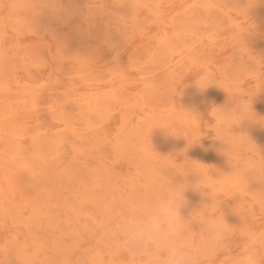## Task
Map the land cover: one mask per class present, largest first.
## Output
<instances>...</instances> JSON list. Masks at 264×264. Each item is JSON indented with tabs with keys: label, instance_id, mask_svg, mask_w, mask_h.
<instances>
[{
	"label": "rangeland",
	"instance_id": "obj_1",
	"mask_svg": "<svg viewBox=\"0 0 264 264\" xmlns=\"http://www.w3.org/2000/svg\"><path fill=\"white\" fill-rule=\"evenodd\" d=\"M182 182L195 264H264V0H0V264H158Z\"/></svg>",
	"mask_w": 264,
	"mask_h": 264
},
{
	"label": "clouds",
	"instance_id": "obj_2",
	"mask_svg": "<svg viewBox=\"0 0 264 264\" xmlns=\"http://www.w3.org/2000/svg\"><path fill=\"white\" fill-rule=\"evenodd\" d=\"M207 81H199L201 87H206ZM188 164L184 170H189ZM183 176V172H179ZM190 175L206 179L209 175L204 168H191ZM200 183L192 185L182 182L176 186L172 194L157 201L147 203L124 224L128 241L131 245L142 247L157 254L163 253L158 264H195L192 249L183 237L184 219L181 208L185 206V192L192 188L198 190ZM223 220L217 221L211 228L205 246L214 248L220 244L226 234Z\"/></svg>",
	"mask_w": 264,
	"mask_h": 264
}]
</instances>
